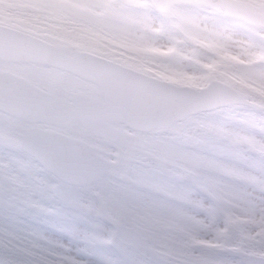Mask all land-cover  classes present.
I'll return each instance as SVG.
<instances>
[{
  "label": "snow or ice",
  "instance_id": "obj_1",
  "mask_svg": "<svg viewBox=\"0 0 264 264\" xmlns=\"http://www.w3.org/2000/svg\"><path fill=\"white\" fill-rule=\"evenodd\" d=\"M0 264H264V0H0Z\"/></svg>",
  "mask_w": 264,
  "mask_h": 264
},
{
  "label": "rangeland",
  "instance_id": "obj_2",
  "mask_svg": "<svg viewBox=\"0 0 264 264\" xmlns=\"http://www.w3.org/2000/svg\"><path fill=\"white\" fill-rule=\"evenodd\" d=\"M53 235H54V236H57L58 238H61V237H60V234H58V233H53ZM64 239H66V238H64Z\"/></svg>",
  "mask_w": 264,
  "mask_h": 264
}]
</instances>
